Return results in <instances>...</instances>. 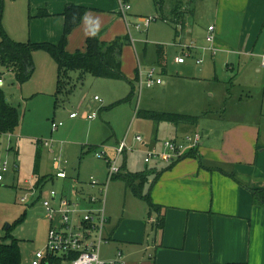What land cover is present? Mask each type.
<instances>
[{
  "label": "rangeland",
  "instance_id": "obj_1",
  "mask_svg": "<svg viewBox=\"0 0 264 264\" xmlns=\"http://www.w3.org/2000/svg\"><path fill=\"white\" fill-rule=\"evenodd\" d=\"M7 2H0L6 31L15 41L37 42L30 35L34 26L32 20L37 19L29 17L25 1H22L23 17L18 3L12 2L8 8ZM188 2L184 1L186 5ZM129 3L132 10L127 16L130 25L128 27L126 22V26L130 29L132 49L125 57L128 79L109 80L88 74L82 82L73 72L60 89L57 65L54 63L53 70L48 69L47 60L52 62L51 57L43 50L34 52L36 71L29 82L20 86L11 71L2 75L4 83L0 86L10 103L19 109L21 124L14 133L0 139V238L11 227V234L20 241L24 264H30L35 252L46 250L50 220L38 213L44 208L43 201L50 199V191L63 192L76 199L75 190L81 186L90 188L91 177L108 184L106 214L111 218L114 232L118 230L134 239L139 234L142 236L141 242H129L124 248L112 240L109 245L102 246V256L107 260L116 259L118 252H122L126 264L142 260L155 233L146 223L149 205L124 181L112 179L107 183V159L96 156L97 153L112 156L119 143L126 140L127 154L119 161L121 168L126 165L125 170L134 173L147 167L150 170L157 164L153 160L148 166L141 144L134 142L136 135L149 140L158 126L154 121L139 117V110L185 113L184 109H188L186 97L190 93L191 97L204 104L208 102V107H216L227 89H231L230 81L234 77H237L235 94L251 95L244 106H251L255 112V108L263 105L264 72L256 71L258 58L251 60L245 54L253 52L256 45L257 49L262 46L264 51V0H196L191 14L193 40L185 28L177 41L174 39L176 24L172 20L169 23L164 20L154 0H130ZM173 5V0H166L165 11L169 19ZM139 14L158 19L147 30L137 29L138 18L135 15ZM210 25L215 27V38L213 43L207 44L206 30ZM178 26L182 34V25ZM218 40L224 43L215 44ZM179 42L187 45L193 42L196 51L202 46H211L217 50V55L200 49L199 56L179 64L176 57L184 56L182 47L176 45ZM162 45L165 60L160 63L159 48ZM228 55L232 59L226 60ZM207 56L215 58L214 68L209 65ZM197 59H203L201 66L195 63ZM136 67L145 80L154 69V78H161L164 84L145 85L141 89L140 81L133 75ZM95 96L100 97L101 103L95 101ZM223 107L224 113L229 104ZM75 110L81 117L74 126L68 116ZM93 111L97 112L98 119L86 120L84 115ZM61 120L65 125L53 133L52 122ZM51 138L55 139L54 149L37 148L40 140ZM56 157L67 161L68 179H55L53 183H46L42 191L33 193L32 188L39 179L54 171ZM3 164H6V171L2 170ZM36 169L39 175L35 174ZM24 196L28 197L25 202L22 201Z\"/></svg>",
  "mask_w": 264,
  "mask_h": 264
},
{
  "label": "crops",
  "instance_id": "obj_2",
  "mask_svg": "<svg viewBox=\"0 0 264 264\" xmlns=\"http://www.w3.org/2000/svg\"><path fill=\"white\" fill-rule=\"evenodd\" d=\"M7 1L6 7L8 8L11 7L12 2L20 5L21 16L24 5L22 1H25V9L28 11L29 17L37 19L32 20L36 30L33 26L30 34L31 38L37 42H50L53 44H58L63 36L66 9L72 4L84 7L86 12L81 23L68 36L67 50L69 52L84 51L87 38L93 34H99L100 38L105 41L129 36L130 42L124 45L122 53V70L124 73L127 72L125 57L127 52L132 49V40L128 24V27L126 26L127 21L123 19L120 12L119 0ZM194 3L191 5L190 11L183 16L182 24H180L182 25V34L179 31V26L177 30L175 28V41L180 35H183L185 28L187 34L193 40L194 28L191 25V14L194 10ZM157 11L160 12L158 9ZM164 12L166 14V11ZM40 13L44 14L39 15ZM135 16L138 18L145 15ZM166 17L169 18V15L166 14ZM164 20L169 23L166 19ZM4 23H6L5 20ZM206 32H208V29ZM221 42L223 41L221 40ZM221 42L218 40L215 44L222 45ZM207 44L210 43L207 42ZM176 45L182 47L184 44L179 42ZM160 47L162 48L164 61L165 48L163 45ZM255 47L253 52L245 55L251 60L258 58L256 71L261 73L264 72L262 66L264 51L262 46L259 49H257V45ZM194 49H192L191 56L187 57L184 62H176L185 64L188 60L199 56L200 51L198 50L202 48H197V51ZM212 55L215 56L217 53H212ZM50 57L52 62L47 60V65L49 70H53L56 61L51 55ZM231 57L228 55L226 60L232 59ZM207 58L209 65L214 68L216 66L215 58H210V56H207ZM197 60L195 63L201 66L203 61L198 63ZM73 72L78 75V80L82 82L88 74H91L86 73L81 79L79 72L71 71L69 72L70 78ZM134 72L135 79L140 81L142 72L137 67ZM215 78L219 80L217 76ZM236 78L234 77L230 81L231 89H227L222 102L216 107H208V102L204 104L201 100L191 97V93L187 95L186 106L188 109H184L186 111L184 114L200 116L197 124L182 123L174 125L168 122L158 123L154 121L158 123V126L149 140L145 141V138H143V141H139L136 139L137 135L135 136L134 142L141 144V148L145 152V163L148 166L153 160L157 163L150 170L148 167L146 169L150 173V183L145 187V190L151 188L153 202L162 206L161 213L164 216L165 224L163 228L154 224L157 222L158 214L149 215L148 206V220L146 223L152 226L155 232L154 238L149 245L146 256L144 255L141 261H129L130 264H264V206L254 200L255 190H264V86L263 105L255 108V112H252L251 106L248 108L244 106V102L251 97L250 93H238L236 95L234 92ZM164 82L157 85H163ZM144 86L140 84L141 89ZM95 101L101 103L100 100L95 99ZM226 103L229 104V107H226L227 110L225 109L226 111L223 113V106ZM70 114L68 119L74 122V126L77 125L78 119L81 117L80 113L75 118H71ZM64 125L65 123L60 127ZM52 132L55 131L52 130ZM197 133L200 134V141L195 156H185L172 163L164 162L159 158H153L149 163L146 162L149 150L162 151L165 149V141L173 140L183 143L188 136ZM49 140H52L50 146L40 143L37 148L54 149L55 139L51 138ZM116 154L117 150L112 156H116ZM126 154L127 150L119 156L118 163ZM107 156L111 157V155ZM54 164V171L42 177L44 181L39 189L43 190L46 183H53L55 179H68L67 161L63 162L61 157H56ZM124 167L121 168L120 173L128 172ZM59 169L66 170V178L55 175ZM157 175H159V178L151 187L150 184ZM90 182L91 179L89 181L90 188L81 186L75 190L76 199L64 195L63 192H57L61 196L64 195L72 201L81 202L85 205L90 193H99V187H92ZM38 214L45 216L44 208ZM51 224L50 221V227ZM105 236L106 240L102 243L101 249L104 244L109 245L112 240L123 248L129 242L142 241L140 234L134 239L131 236L121 234L118 230L114 232L111 227L110 216H108ZM100 253L102 256V251Z\"/></svg>",
  "mask_w": 264,
  "mask_h": 264
},
{
  "label": "trees",
  "instance_id": "obj_3",
  "mask_svg": "<svg viewBox=\"0 0 264 264\" xmlns=\"http://www.w3.org/2000/svg\"><path fill=\"white\" fill-rule=\"evenodd\" d=\"M195 1L189 0L186 6L183 0H173L174 5L170 20L176 24V30L178 25L182 24L183 16L190 11V7ZM154 2L163 18L168 20L169 18L166 17L164 12L166 0H154ZM85 12L86 9L84 7L74 4L69 6L64 13L65 27L63 36L58 44H53L50 42L15 41L10 37L2 23V11L0 10V79L5 71H11L20 86L27 83L35 72L34 52L37 50L47 52L56 61L58 65V88L60 89L67 79L70 78L69 72L71 71L79 72L81 79L86 73L108 79H128L122 70V53L124 45L130 42L129 36L105 41L100 38L99 34H93L87 38L84 51L69 52L67 50L68 36L81 23ZM43 14L40 13L39 15ZM159 60L160 63L163 62L161 47L159 49ZM137 115L158 123L168 122L174 125L182 123L195 125L200 119L198 115L155 110H139ZM20 124L21 115L19 109L10 103L4 89L0 86V139L6 134L14 133ZM195 155L196 149H192L185 156ZM36 175H39L37 169ZM158 178L159 175L150 184L151 187ZM114 179L124 181L126 186L131 188L136 196L144 198L149 205V215L158 214L157 222L154 224H157V227H164L165 219L161 213L162 206L153 202L151 188L145 190V187L150 183L149 170L119 173ZM43 181L44 178H40L38 181L39 185H37L40 186ZM254 200L264 206V190H255ZM11 232V227H9L7 234L0 238V264H24L20 241L13 237ZM42 264H64V258L58 255H51Z\"/></svg>",
  "mask_w": 264,
  "mask_h": 264
},
{
  "label": "built area",
  "instance_id": "obj_4",
  "mask_svg": "<svg viewBox=\"0 0 264 264\" xmlns=\"http://www.w3.org/2000/svg\"><path fill=\"white\" fill-rule=\"evenodd\" d=\"M120 12L127 21L128 26V14L132 7L127 0H119ZM158 19L155 16H140L138 17L137 29H148L153 21ZM168 21V20H167ZM214 25L208 27L206 34V40L208 43L214 41ZM183 55L177 56V62H184L187 57L192 54V49L195 48L194 43L183 46ZM211 51L213 54L217 53V50L213 47H201ZM203 59H198V63H202ZM262 66L264 67V53L262 55ZM155 71L152 69L146 78H143L141 74L140 84L152 87L156 84H161L163 81L161 78H154ZM3 79H0V84H3ZM96 100H100L99 96H95ZM78 112H72L71 118L78 117ZM86 119L94 120L98 117L97 112L88 113L84 116ZM63 121H53L52 130L56 131ZM136 139L143 141L141 135H137ZM200 141V134H194L188 136L185 142L180 143L173 140H167L164 142L165 149L162 151L149 150L146 156V162L149 163L153 158L162 159L164 162H173L177 159L184 157L189 150L197 149ZM45 145H51L52 140L39 141ZM127 149V142L121 141L117 147L116 156H107L106 153L99 154L98 157H106L109 168L108 182L112 180L117 174L121 172L118 159ZM2 170H6V164L2 165ZM57 177L66 178L67 173L65 169H59L55 174ZM0 179L2 176L0 175ZM92 187H99L98 194H89L85 205L81 202L72 201L66 196H61L56 190L50 191V199L43 201L44 215L47 216L52 222L50 230L48 232V241L45 251H37L34 253L30 264H42L51 255H58L64 258V264H126L121 252L118 253L116 259H104L101 256V245L106 240L105 229L108 224V216L106 214V190L107 185L101 183L98 179L92 177L90 182ZM34 191L40 190L39 186L32 188ZM59 195V197H58ZM58 197V199H57ZM28 197L24 196L22 201H27Z\"/></svg>",
  "mask_w": 264,
  "mask_h": 264
}]
</instances>
